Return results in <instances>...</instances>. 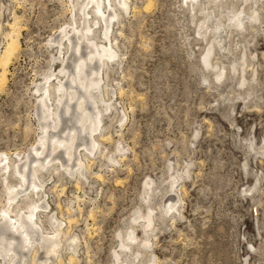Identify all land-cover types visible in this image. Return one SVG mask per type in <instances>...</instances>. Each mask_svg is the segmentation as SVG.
<instances>
[{"label":"rangeland","instance_id":"374dc122","mask_svg":"<svg viewBox=\"0 0 264 264\" xmlns=\"http://www.w3.org/2000/svg\"><path fill=\"white\" fill-rule=\"evenodd\" d=\"M111 1L118 13L111 46L119 58L104 81L117 110L104 115L96 135L111 140L99 141L104 155H92L79 186L63 174L46 189L53 215L66 217L69 206L77 219L76 264H111L119 233L130 244L121 255L127 263L264 264V0H127L126 10ZM74 13L79 20L70 0H0V55L14 16L20 27L0 89V155L37 141L35 85L61 69L49 41L73 25ZM239 13L241 28L233 20ZM7 184L0 176V207ZM136 210L151 214L150 228Z\"/></svg>","mask_w":264,"mask_h":264},{"label":"bare ground","instance_id":"6f19581e","mask_svg":"<svg viewBox=\"0 0 264 264\" xmlns=\"http://www.w3.org/2000/svg\"><path fill=\"white\" fill-rule=\"evenodd\" d=\"M70 1L74 12L81 13L79 20L74 13L73 25L64 28L57 40L52 37L49 41V46L58 54L56 56L55 53L53 59L62 67L58 73H55L56 69L46 73L42 82L35 85L38 139L27 151H18L14 156L9 153L0 155L2 182L7 184L10 178L16 180L15 184L6 185L7 194L0 207V264H63V252L67 253L68 264H76L80 260V241L71 234L77 219L69 206L65 209L66 217L61 211L60 218L53 215L49 203L45 201L46 189L50 180L63 174L74 178L75 185L79 186L80 178H85V172L93 163L92 155H104V151L98 149L99 141L111 140L109 135L101 133L99 140L96 135L103 128L104 115L117 110L109 96L110 89L104 81V74L119 58L118 52L111 46L110 35L118 13L114 11L111 0ZM115 1L122 9H128L127 0ZM192 3L193 6L198 4L197 0H192ZM92 13H95L93 20ZM251 19L258 20V13ZM233 20L238 28L244 27L240 13ZM7 26L10 31L5 34L7 42L0 55V89L6 84L8 67L20 47L18 18L14 16ZM212 53L213 45L204 53L206 64ZM241 70L244 74V64ZM224 73V70L217 73V79H222ZM100 103L104 106L103 110ZM123 149L119 146L118 151ZM112 161L116 162L113 158ZM187 170L185 168V173ZM97 177L101 179L100 174ZM150 184L149 180L143 188L144 200L149 195ZM174 188L172 182L171 191ZM171 202L165 205V213L176 209L177 199ZM57 207L61 210L60 203ZM76 210L81 212L82 208L78 206ZM89 215L92 216V211ZM142 219L145 220V229L152 226L151 214L143 217L136 210V220ZM127 235L131 242L137 238L134 230ZM118 237L120 250L114 251L111 264H141L121 260L122 253L130 249V244L123 240L122 233Z\"/></svg>","mask_w":264,"mask_h":264}]
</instances>
